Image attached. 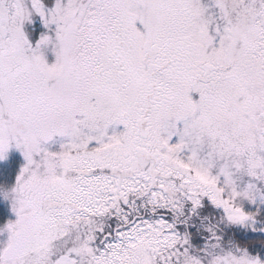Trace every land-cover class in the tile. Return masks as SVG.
Masks as SVG:
<instances>
[{"label": "snow or ice", "instance_id": "6c2138e0", "mask_svg": "<svg viewBox=\"0 0 264 264\" xmlns=\"http://www.w3.org/2000/svg\"><path fill=\"white\" fill-rule=\"evenodd\" d=\"M12 147L0 264H264V0H0Z\"/></svg>", "mask_w": 264, "mask_h": 264}, {"label": "trees", "instance_id": "16d2710c", "mask_svg": "<svg viewBox=\"0 0 264 264\" xmlns=\"http://www.w3.org/2000/svg\"><path fill=\"white\" fill-rule=\"evenodd\" d=\"M31 32L33 31L31 30ZM21 161V156L18 153H13L0 164V189L15 182ZM9 215L10 207L0 192V224L6 222Z\"/></svg>", "mask_w": 264, "mask_h": 264}, {"label": "rangeland", "instance_id": "374dc122", "mask_svg": "<svg viewBox=\"0 0 264 264\" xmlns=\"http://www.w3.org/2000/svg\"><path fill=\"white\" fill-rule=\"evenodd\" d=\"M33 21H34V23H32V24H28V23H26V25H25V29H26V31H28L29 33H31V34L33 35V38H34V36H35V32H34L33 30L35 29V31L38 32V31L41 30V28H40V21H39V18H38V17L34 16V17H33ZM31 30H32L34 33L31 32ZM13 153H18V154L21 156L22 161H21V164H20V167H19V170H20L21 166H22L23 163H24V158H23L22 154L20 153V151H19L18 149H16L15 147L10 148V150H9V152H8V154H7V158H8L11 154H13ZM7 158H6V159H7ZM6 159H4V160H0V164L3 163ZM19 170H18V172H19ZM18 172H17V173H18ZM13 184H14V183H13ZM13 184H11V185H7V186H5V187H3V188L0 189V192H1L2 196H3V198L6 200V202L8 203V205H9V207H10V215H9V218H8L7 220H9V219H15V214L11 211V200H10V196H9L8 199H6V198H5V195L3 194V192H4L5 189H10V188L13 186ZM4 223H6V222H4ZM4 223H1L0 225H3ZM0 238H4V237H3V236H0Z\"/></svg>", "mask_w": 264, "mask_h": 264}, {"label": "clouds", "instance_id": "9594fccd", "mask_svg": "<svg viewBox=\"0 0 264 264\" xmlns=\"http://www.w3.org/2000/svg\"><path fill=\"white\" fill-rule=\"evenodd\" d=\"M10 190H11V188L10 189H5L4 192H3V194L5 195V193L7 192L10 195L11 194V191Z\"/></svg>", "mask_w": 264, "mask_h": 264}]
</instances>
